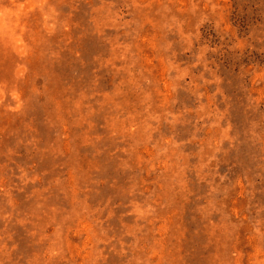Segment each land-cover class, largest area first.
I'll return each mask as SVG.
<instances>
[{
	"label": "rangeland",
	"instance_id": "obj_1",
	"mask_svg": "<svg viewBox=\"0 0 264 264\" xmlns=\"http://www.w3.org/2000/svg\"><path fill=\"white\" fill-rule=\"evenodd\" d=\"M0 264H264V0H0Z\"/></svg>",
	"mask_w": 264,
	"mask_h": 264
}]
</instances>
